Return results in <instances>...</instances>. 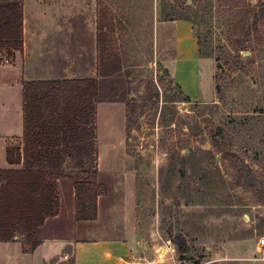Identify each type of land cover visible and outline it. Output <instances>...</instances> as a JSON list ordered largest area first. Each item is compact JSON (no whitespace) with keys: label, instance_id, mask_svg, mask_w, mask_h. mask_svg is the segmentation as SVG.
<instances>
[{"label":"rangeland","instance_id":"374dc122","mask_svg":"<svg viewBox=\"0 0 264 264\" xmlns=\"http://www.w3.org/2000/svg\"><path fill=\"white\" fill-rule=\"evenodd\" d=\"M105 6L116 26L112 49L129 67L125 89L139 111L127 133L124 102L97 104L101 179L111 195L104 209L112 199L120 210L126 203L128 220L136 217L154 264H264V25L232 36L239 10L218 0H97V11ZM179 17L192 23L204 62L214 65L215 94L207 100H187L165 74L173 56L169 21ZM4 20L0 13V25ZM238 38L246 50L234 48ZM3 51L4 62L12 63ZM6 72L14 82L15 73ZM203 76L207 82L208 73ZM21 98L18 86L0 90V105L7 108L0 109L1 134L19 127ZM7 165L0 144V168ZM69 185L64 181L59 191L65 212ZM167 239L176 254L167 252ZM238 241L244 245L236 246ZM223 248L247 255L222 259L216 252ZM3 249L2 260H12L10 249ZM9 264H19V256Z\"/></svg>","mask_w":264,"mask_h":264},{"label":"trees","instance_id":"16d2710c","mask_svg":"<svg viewBox=\"0 0 264 264\" xmlns=\"http://www.w3.org/2000/svg\"><path fill=\"white\" fill-rule=\"evenodd\" d=\"M218 1L239 10L232 36H248L264 25V0L255 5L252 0ZM0 13L5 17L0 25L1 60L7 49L14 62L16 52L23 48L22 2L0 1ZM178 19L188 20H172ZM115 31L109 7L98 9V78L23 82V135L19 144H8L6 149L8 164L19 167L0 168V242L19 241L24 252L35 250L40 228L58 214L61 177L74 179L76 220L98 218V198L107 189L98 180L97 104L124 102L127 133L139 111L137 103L128 98L130 88L125 89L129 67L112 49ZM234 46L238 51L247 49L240 38ZM186 99L191 98L186 94Z\"/></svg>","mask_w":264,"mask_h":264},{"label":"crops","instance_id":"0c3cea01","mask_svg":"<svg viewBox=\"0 0 264 264\" xmlns=\"http://www.w3.org/2000/svg\"><path fill=\"white\" fill-rule=\"evenodd\" d=\"M20 1L23 8V48L16 52L12 63L1 60L0 50V90L10 85L18 86L22 104L19 107V127L16 132L13 128H7L4 134L0 133V138H4L0 142L2 152H6L9 139L13 137L21 139L23 135L24 81L99 77L97 0ZM164 22L163 24H166ZM169 24L173 30V56L166 61L169 76L192 100H207L215 94L212 77L214 65L204 62L199 39L194 34L191 22L178 19L169 21ZM8 69L15 73L12 83L6 78ZM203 72L208 73L207 82L204 81ZM204 84H207V91ZM0 109L7 110L2 104ZM126 154L129 165L130 163L133 165V158L127 152ZM98 159V180L106 184L101 179L99 147ZM7 167L12 166L8 164ZM119 172L115 171L114 175ZM64 181L70 184L68 211L64 210L59 192L58 214L48 218L40 228L37 235L40 244L32 252H24L19 241L0 242L3 250L10 249L13 255L12 260L7 258L4 261L5 256L0 251V264H9L18 256L19 264H65L69 260H72L73 264H154L151 249L144 243L146 240L138 229L136 217L128 220L126 203L120 210L121 206L111 198L104 209V198L111 195H101L98 198V218L78 221L75 218L74 182L68 177L59 179V191ZM104 210H107L109 216L107 221H103ZM239 245L244 244L238 241L236 246ZM224 248L216 252L218 256L223 257L222 259L227 257L231 261H238L243 255H247L243 252H239L242 254L226 252Z\"/></svg>","mask_w":264,"mask_h":264},{"label":"built area","instance_id":"2783aa9c","mask_svg":"<svg viewBox=\"0 0 264 264\" xmlns=\"http://www.w3.org/2000/svg\"><path fill=\"white\" fill-rule=\"evenodd\" d=\"M165 243H166L167 252L171 253L173 255L176 254L177 248H176L175 243L171 239L165 240ZM180 264H186V262L185 261H180Z\"/></svg>","mask_w":264,"mask_h":264}]
</instances>
